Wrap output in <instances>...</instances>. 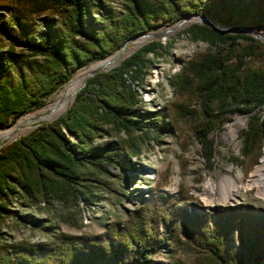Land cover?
<instances>
[{
	"label": "trees",
	"instance_id": "16d2710c",
	"mask_svg": "<svg viewBox=\"0 0 264 264\" xmlns=\"http://www.w3.org/2000/svg\"><path fill=\"white\" fill-rule=\"evenodd\" d=\"M121 2L119 12L108 0H19L16 7L0 11V42L6 40L0 46V129L45 107L79 70L186 16L264 31V0ZM46 12L53 16L42 22L34 18ZM184 34L208 49L184 61L169 78L176 111L189 118L208 158L214 152L210 134L232 115L247 114L241 156L253 158L264 145V42L208 25H194ZM163 51L162 42L153 41L92 77L59 119L0 151V264H142L168 246L171 227L187 235L183 244L195 249L200 264H264L263 211L223 206L201 217L178 208L184 200L177 196L156 199L127 227L116 225L103 235L55 231L45 245L11 243L7 221L26 218L18 206L90 203L95 184L105 186L103 180L116 177L112 169L130 173L142 144L169 132L166 112L144 110L139 90L151 68L149 56ZM169 119L175 121L174 115ZM7 248L9 253L14 249L17 260L2 257Z\"/></svg>",
	"mask_w": 264,
	"mask_h": 264
},
{
	"label": "rangeland",
	"instance_id": "374dc122",
	"mask_svg": "<svg viewBox=\"0 0 264 264\" xmlns=\"http://www.w3.org/2000/svg\"><path fill=\"white\" fill-rule=\"evenodd\" d=\"M18 1L0 0V11L16 7ZM108 1L115 12L123 10L121 0ZM52 16L51 12H46L34 18L42 22L45 18ZM5 17L9 18V14ZM194 25L207 24L198 19H190L173 33L166 34L157 40L139 39L132 42L126 47L121 57L123 61L153 41L162 42L164 51L158 57L149 56L151 68L139 90L144 101V110L166 112L169 132L156 138L151 144H142V155L131 159L130 173L123 168L112 169L116 177L108 181L103 180L105 186L95 184L92 194L89 195L92 200L90 203L84 202L79 206L55 204L51 207L40 206L32 209L18 206L17 210L26 218L7 221L5 230L12 235L11 243L27 246L45 245L49 243L55 231L77 237L103 235L116 225L121 228L127 227L137 213L156 199L174 196L184 200L183 203H179L178 208L194 212L201 217L207 214L213 215L223 206L249 207L255 211L264 212V191L259 190L258 187H248L252 173L264 160V145L253 158L244 160L241 156V135L247 126L249 116L245 113L234 114L220 130L210 134L209 139L213 142L214 152L213 156L208 158L189 118H185L176 111L178 101L173 94L169 78L180 72L184 61L192 60L208 49L205 42L195 43L185 36V31ZM168 29L161 27L151 34L165 33ZM253 31L264 35L261 29ZM221 32L234 33L236 30ZM5 43L6 40L3 39L0 46ZM117 57L118 52L106 59ZM102 61L94 62L79 70L68 84L48 99L45 107L30 112L20 119L31 114L40 115L55 105L78 77L86 75V80L89 82L92 78L90 74L100 71L94 70V66ZM73 101L74 99L70 106ZM169 115H174L175 121L170 120ZM236 117H243L245 125L236 135H232L229 123ZM39 124L42 123L35 124V130ZM240 172L243 174L241 177ZM227 174H231L237 180L240 192L234 199L224 202L220 200L219 192L210 188L209 183L217 185ZM159 228L163 236L164 225L159 224ZM170 230L173 239L168 241V246L156 250L150 262L142 264H200L195 249L183 244L187 240V235L181 230H174L173 227ZM236 243L238 245V240ZM8 249H5L4 254L1 253L2 257L8 262L17 260L18 254L14 249L10 248V253Z\"/></svg>",
	"mask_w": 264,
	"mask_h": 264
},
{
	"label": "bare ground",
	"instance_id": "6f19581e",
	"mask_svg": "<svg viewBox=\"0 0 264 264\" xmlns=\"http://www.w3.org/2000/svg\"><path fill=\"white\" fill-rule=\"evenodd\" d=\"M116 58L106 59L94 66V70L105 71L114 67ZM93 73V72H92ZM87 76L78 77L73 81L70 88L64 93L62 98L42 114H31L23 117L20 121L9 127L8 129L0 130V150L20 138L23 135L29 134L35 130V124L42 121H51L61 116L70 106L74 97L87 85ZM245 125L243 117H236L234 121L229 123L230 133L236 135L238 131ZM240 172V177L242 176ZM210 188L217 190L220 195V200L228 202L236 197L240 192L237 180L231 175L227 174L222 181L213 185L209 183ZM248 187H258L259 190L264 191V160L252 173Z\"/></svg>",
	"mask_w": 264,
	"mask_h": 264
},
{
	"label": "water",
	"instance_id": "95a60500",
	"mask_svg": "<svg viewBox=\"0 0 264 264\" xmlns=\"http://www.w3.org/2000/svg\"><path fill=\"white\" fill-rule=\"evenodd\" d=\"M190 19H198L204 23H206L207 25L211 26L212 28L216 29V30H219V31H233V30H239V31H243L247 34H250L254 37H256L257 39H260L264 42V35L263 34H260V33H257L255 31H253L252 29H248V28H242V27H232V28H229V27H225V26H222V25H219L217 23H215L214 21L206 18V17H202V16H195V15H192V16H186L184 17L182 20H180L179 22H177L174 26H172L171 28H169L165 33H161V34H147V35H142V36H139V37H136L130 41H128L127 43H125V45L120 49L118 50V57L115 59V63L118 64L120 63L121 61V57H122V53L124 52V50L126 49V47L131 44L132 42L136 41V40H139V39H150V40H157L159 39L160 37L166 35V34H170V33H173L178 27H180L182 24H184L186 21L190 20ZM116 52V53H117ZM115 54V53H114ZM115 64V65H116ZM114 65V66H115ZM111 69V68H110ZM110 71L109 69L105 70V71H94L93 73L90 74V77H94L98 74H101V73H105V72H108ZM71 81V80H70ZM69 81V82H70ZM68 82V83H69ZM67 83V84H68ZM63 115V114H62ZM61 115V116H62ZM60 116V117H61ZM60 117H58L57 119H59ZM55 119V120H57ZM55 120H52V121H42L40 123L42 124H39V126L43 125V124H47V123H51ZM45 122V123H43ZM13 143V142H12ZM11 144V143H10Z\"/></svg>",
	"mask_w": 264,
	"mask_h": 264
}]
</instances>
